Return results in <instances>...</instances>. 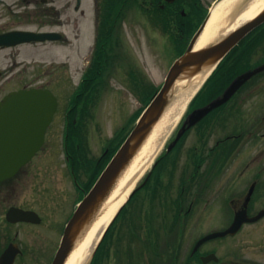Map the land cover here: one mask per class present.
<instances>
[{"label":"rangeland","instance_id":"obj_1","mask_svg":"<svg viewBox=\"0 0 264 264\" xmlns=\"http://www.w3.org/2000/svg\"><path fill=\"white\" fill-rule=\"evenodd\" d=\"M200 1L210 8L219 0ZM95 6L96 0H81L78 8H76V0H46L45 2L41 0H0V31L24 28L53 29L63 33V37L58 41L32 42L0 48V70H2L0 86H4L3 83L9 77L12 79L0 89V98L15 87L19 89L20 86H45L59 99L53 122L47 130L45 151L42 154L43 156L47 154V157L50 155L48 161L44 158L46 160L43 159V162L47 161V163L41 164L42 167H37L35 164L39 163V159L41 163V155L32 160L30 165L22 170L21 183L17 185L16 191L18 194L16 202L26 204L41 201L40 190L45 191L48 204L46 201V209L43 213L48 233L50 258L56 250L62 230L86 185L82 171L76 184L72 183L69 178L66 162L62 159V148L64 147L62 127L66 111L64 109L76 92L77 83L93 49ZM121 20L123 22L118 28L113 29L114 32L107 45L109 61L105 69L99 73L102 78L97 81V86H94V90L91 91V96L87 100L88 109L83 114V129L86 134L81 136L80 143L82 149L87 148L88 153H86L89 158L99 156L109 139L126 133L132 125V116L143 106L146 92L144 90L139 94L136 93L138 87L136 88L128 80L129 75L126 70L134 72L141 80H144V84L148 87H157L162 84L175 56L169 34L148 24L145 14L140 13L138 7H129L124 10ZM248 38L250 35L246 39ZM260 41L261 43L249 55L250 59L246 60L248 67L264 63V36L260 38ZM112 55L120 57L110 60ZM237 66L240 68L239 64ZM184 84V82L178 84L177 89L169 98L168 106L173 105L179 91L185 86ZM83 97L85 98L84 94ZM186 107L187 105L177 114L171 129L163 137L162 145L176 130L185 115ZM227 108L226 113L232 111V119L225 121L226 128L218 125L220 130L214 128L207 131L208 139H210L207 146L212 145L217 138L233 133L229 128L232 129L239 121L244 126H248L253 121V135L241 137L238 154L231 163H236L245 169L240 179L239 190L242 194L246 192L252 179L249 169H253V181H256V185L248 209L254 214L264 207V72L252 79L237 95L235 103ZM216 118L217 116L213 120ZM242 128L244 127H239V129ZM188 138L192 139L190 134ZM188 143H190L189 140ZM162 145L152 161L138 174L130 191L139 183L156 156L162 151ZM42 175L48 183H42L37 187L35 181H40ZM9 202L7 199L4 206ZM185 205L187 206V204L182 206L187 209ZM205 205L206 203L201 204L200 209L202 210ZM215 206L216 204L209 205L210 208L207 210L211 211V214L203 222L205 230H202L205 232L220 229L230 217V211L220 214L219 210L212 209ZM127 209L128 213L124 212L117 222L118 229L113 237L114 242H111L106 255L108 264H137L138 260H140L139 264H146V261H153L155 253L149 248V244L152 243H157V248L159 247L162 264L164 260L169 259L170 261L173 254V250L165 246L181 243L179 250L181 260L188 253L194 240L199 237L198 233L192 229L193 225H190L189 220L184 224L185 233L182 236L175 231L177 224L172 226L174 228L172 233L165 231L170 224V217H166L165 214L178 211V209H173L168 201L163 203L157 199L143 198V189L135 193ZM160 213L165 218L160 216ZM131 218L134 220L130 227ZM148 218L151 224L147 222ZM246 227L236 237H227L223 240L216 238L210 241L208 246L213 247L219 256H225L230 249L236 252L235 244L240 243L242 244L240 257L251 259L256 264H264V218ZM147 233L151 236L146 239ZM120 235L121 240H117ZM128 253L129 257H127ZM231 257L233 259V256Z\"/></svg>","mask_w":264,"mask_h":264},{"label":"flooded vegetation","instance_id":"obj_2","mask_svg":"<svg viewBox=\"0 0 264 264\" xmlns=\"http://www.w3.org/2000/svg\"><path fill=\"white\" fill-rule=\"evenodd\" d=\"M41 1L45 2V0ZM142 1L147 2L150 5L157 3L160 9L166 7L165 0ZM180 4L181 5L178 8L170 5L168 6V9H170L171 12L177 11L179 13L178 15H182V17L172 15L171 12L167 10L164 14L155 13L153 15L155 17H160L158 19H152V16L145 15L146 19L152 23H164L170 27H188L195 25L203 16V7L205 5H200V0H193L192 2L181 0ZM190 4H195L197 6L193 8ZM172 7L175 10L172 9ZM99 12L100 8L98 6V0H96L95 31L97 28ZM162 16L166 19L163 20ZM102 23L104 24L105 22ZM114 23L117 24V21ZM2 31L5 30H1L0 32ZM1 75L2 71L0 77ZM11 80V77H9V79L3 84L6 85ZM4 86H0V89ZM232 103H235V99L229 101L228 105H231ZM213 118L214 117H207L206 120H211ZM227 119H232L231 112L227 114L226 110L223 109L220 117L218 116L216 120L218 124L210 126H207L206 123L203 124L201 127L206 130L203 134H201L200 131L198 132L200 127L196 128L195 126L194 128L193 126L194 131L189 133L192 139H189V134H186L181 137L169 151H166V147L176 135V132H173L172 136L167 141L166 146L157 157L154 166L148 173L144 174L140 180V182L145 181L141 188L143 189V198L157 199L163 203L168 201L173 209H178V211H172L165 214L166 217H170V224L165 228V231L172 233V230L174 229L172 226L177 224L178 226L175 228V231L179 236H182L185 233L184 224L189 220L190 225H193L192 229L199 235L188 249V253L184 255L181 260L179 259V250L182 246L181 243L166 245L165 247L167 249L173 250V254L170 261H168L169 259L164 260V264H256L253 263V260L251 259L239 256L241 255L240 247L242 245L240 243L235 244L236 252H232L230 249L225 256H219L213 247L210 248L208 246L211 240L201 243L195 249L198 239L209 233L203 231L205 230L203 229L205 228L203 227V222L208 219L211 214V211H207L210 208L209 205L216 204L212 209L215 211L219 210L218 212L220 214H225L227 211H230L228 221L217 230L226 229L232 222L235 213L238 210L243 209V207L246 209L248 216H253V212H250L248 209L253 195V169H249V173L251 174V176H249L252 179L249 182L246 192L242 194V191L239 190L241 187L240 179L241 175L245 172V169L241 168L236 163H231L232 160L236 159V155L238 154V149L241 145V137H251L253 135V121H251L248 126L242 125V122L239 121L232 127V129L229 128L230 132L233 133L217 138L212 145L207 146L208 141L210 140L208 139L209 134L207 131L214 128L220 130L218 125L226 128L224 123H226L225 121ZM241 126L244 128L239 129ZM188 140L190 143H188ZM44 151L43 146L13 177L0 181V255L9 244H16L14 246L17 247L19 252L15 255L12 264H51L48 233L43 213L46 209V201L48 204L45 191L43 189L40 190L42 200L36 201L35 204L16 202L18 196L16 193L17 185L21 183V175L23 174L22 170L29 166L32 160L40 157V155L41 163L39 159V163L35 165H37V167H42L41 164L45 165L50 155L48 157L46 156L47 154L43 156L42 154ZM65 152L66 151L63 153ZM66 154H68L70 158L71 165L73 166V173L76 175L75 166L79 160L78 155L74 151L68 150ZM44 158L47 159L46 163L43 162ZM35 182L37 187L42 183H48L43 175L40 181ZM250 190L251 195L245 205V198ZM7 199H9L10 202L4 206V204L7 203ZM203 203H206V205L201 210L200 205ZM184 204H187V206L185 205L187 209L183 208L182 205ZM11 206L35 211L40 220H35L37 217L34 216L33 222H11L6 216L7 210ZM159 215L165 218L163 214L160 213ZM248 225H253V222H245L233 235H225L219 237V239L223 240L227 237H236L246 229V226ZM149 248L152 249L150 251L155 253V259L153 261H146V264H162L163 262L161 254L159 253V247L157 248V243L149 244ZM210 253L216 254L218 259L203 261L202 257L207 256ZM231 256H233V259H231Z\"/></svg>","mask_w":264,"mask_h":264},{"label":"water","instance_id":"obj_3","mask_svg":"<svg viewBox=\"0 0 264 264\" xmlns=\"http://www.w3.org/2000/svg\"><path fill=\"white\" fill-rule=\"evenodd\" d=\"M167 1L171 2L173 0ZM78 4L79 0H77ZM209 16L210 14L206 16L192 36L184 54L172 63L160 89L139 116L135 126L102 170L90 190L75 208L66 223L59 247L51 264H63L77 237L93 222L120 172L128 164L149 134L153 124L157 122L168 106L171 94L178 87L177 85L176 88H172L176 79L181 74H183L182 79L189 78L206 62L215 65L246 33L264 22L263 10L215 44L194 51V42L202 32ZM60 36L59 33L53 31L36 32L14 29L0 33V46H14L32 41L56 40ZM263 68L264 65L241 73L230 82L221 95L190 112L173 143L177 141L186 128L193 125L210 110L225 102L245 80ZM56 106L57 100L54 94L49 89L43 88H23L11 91L0 100V181L14 175L40 148L44 140L46 127L51 121ZM135 190L136 188L130 192L127 199ZM250 194L251 190L245 198V205L250 198ZM32 213L31 211L12 207L9 209L7 217L11 221H30L33 218ZM262 216H264V208L260 209L252 217H248L246 209L243 207V209L235 213L232 223L225 230L205 235L198 240L196 246L213 237L233 234L244 221H256ZM102 236L99 238L94 250ZM16 251V247L10 244L0 257V264H11ZM210 259L216 260L217 257L213 253L203 257L204 261Z\"/></svg>","mask_w":264,"mask_h":264},{"label":"bare ground","instance_id":"obj_4","mask_svg":"<svg viewBox=\"0 0 264 264\" xmlns=\"http://www.w3.org/2000/svg\"><path fill=\"white\" fill-rule=\"evenodd\" d=\"M263 10L264 0H219L212 6L206 25L194 42L193 50L197 51L215 44ZM212 66L206 62L189 78L182 79L183 74H181L176 79L172 88H176L181 82H184L185 86L179 91L173 105L165 108L141 146L120 172L99 213L87 229L77 237L63 264L87 263L102 231L119 205L126 199L134 180L152 161L177 114L186 106L193 93L211 71Z\"/></svg>","mask_w":264,"mask_h":264},{"label":"trees","instance_id":"obj_5","mask_svg":"<svg viewBox=\"0 0 264 264\" xmlns=\"http://www.w3.org/2000/svg\"><path fill=\"white\" fill-rule=\"evenodd\" d=\"M132 1L136 6L139 5L138 3H136V0H100L99 1V6L101 7L99 19H100V22H106L105 25L102 23L99 24V33L97 35L98 42L100 44H102V46H103V49L101 50V52L107 53L106 49L108 48L107 45L110 42V39L112 37V30H113L114 22L121 17L122 11L126 8V6H129V4L132 3ZM172 9H174V8L172 7ZM168 10H170V9H168ZM173 14H175V13H173ZM176 15H178V13H176ZM178 16H180V15H178ZM194 28L195 27H191V28H188L187 30H185L186 34L185 35L183 34V36H181V37H179V35L177 36L176 42H177L178 47L176 50V56L181 54L185 50L188 38L190 37ZM178 34H179V32H178ZM255 35H258V36L263 35L264 36V29L261 28L253 36H255ZM254 38L255 37H253V39ZM99 48H100V46H98V51H99ZM104 60L105 59L101 58V56H100L97 63L101 64V62H104ZM223 63H224V61H222L218 65V67L212 72V74L207 78L204 85L201 87L200 91L193 97L191 104H193V103H196V104L204 103L206 100L217 95L221 91V89L229 82V80L235 74H237L240 71L238 66H237V64H239V63L234 58L232 60H230L228 64H223ZM99 67H101V65ZM89 71L87 74V79L90 82L89 84L97 82V80H99V78H100V75H96V74L91 75L89 73ZM128 74H129V77H130L132 84L136 88L138 87V90L136 91V93L139 94L140 91H144V90L146 92L145 99L143 101V106L140 109H138L134 113V115L132 116L131 124H133L135 119L140 114L141 110L143 109V107L149 102L150 98L152 97V95L156 91L157 87H153V86L148 87L147 84H144V80L142 79L143 80L142 81L141 78L133 72H129ZM90 93H91L90 91L85 92V94H87V95L84 98L83 97L84 92H81V94H79L80 96L78 97V100H81V99H87L88 100ZM70 128H71V130H70L71 133L69 134L70 135L69 140L71 142V146L74 149L79 148L80 145H78L77 143H78V140L80 141V139L78 138V135L76 133H73V131L79 132L81 125L77 124V123L70 122ZM126 135H127V131H126V133L121 134V136L116 135L115 137H113L112 139L109 140V146L107 148V151L98 160V162H97L98 170L95 173H93L94 176L92 175L93 178L90 180V182L95 178V176H96L95 174L100 172V170L103 168V166L109 160L111 155L115 152V150L117 149V147L119 146V144L121 143V141L124 139V137ZM90 182H89V185H90ZM124 208L125 207L123 206L122 209L120 210V212L116 215L114 220L111 222L109 227L106 229V231L103 235V238L100 241V243H99V245H98L91 261H90V264H108V262L106 261V255H107V252L109 250V246H111V242L112 243L114 242L113 237H114V235L118 229L117 222L119 221L120 217H122L124 215V212L126 210ZM131 226L132 225H130V227ZM117 240H121V235L118 237Z\"/></svg>","mask_w":264,"mask_h":264}]
</instances>
